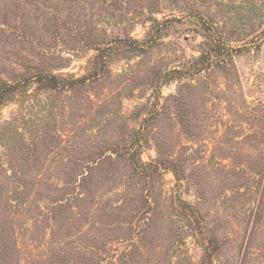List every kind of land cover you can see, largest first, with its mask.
Segmentation results:
<instances>
[{"label":"rangeland","instance_id":"obj_1","mask_svg":"<svg viewBox=\"0 0 264 264\" xmlns=\"http://www.w3.org/2000/svg\"><path fill=\"white\" fill-rule=\"evenodd\" d=\"M0 96V264H264V0H0Z\"/></svg>","mask_w":264,"mask_h":264},{"label":"trees","instance_id":"obj_2","mask_svg":"<svg viewBox=\"0 0 264 264\" xmlns=\"http://www.w3.org/2000/svg\"><path fill=\"white\" fill-rule=\"evenodd\" d=\"M49 78H50L52 81H55V80L58 81V80H60V79H59L57 76H55V75H52V76H50ZM0 97H1V96H0ZM2 99H3V96H2V98L0 99V104L3 102Z\"/></svg>","mask_w":264,"mask_h":264}]
</instances>
